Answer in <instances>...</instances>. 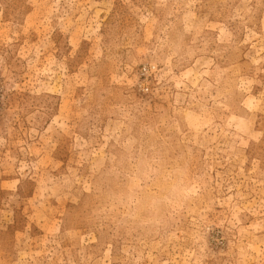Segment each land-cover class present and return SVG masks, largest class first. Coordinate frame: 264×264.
Listing matches in <instances>:
<instances>
[{
    "label": "rangeland",
    "instance_id": "1",
    "mask_svg": "<svg viewBox=\"0 0 264 264\" xmlns=\"http://www.w3.org/2000/svg\"><path fill=\"white\" fill-rule=\"evenodd\" d=\"M0 264H264V0H0Z\"/></svg>",
    "mask_w": 264,
    "mask_h": 264
}]
</instances>
